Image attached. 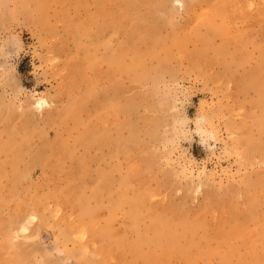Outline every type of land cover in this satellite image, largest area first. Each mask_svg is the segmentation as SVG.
<instances>
[{"label": "rangeland", "instance_id": "rangeland-1", "mask_svg": "<svg viewBox=\"0 0 264 264\" xmlns=\"http://www.w3.org/2000/svg\"><path fill=\"white\" fill-rule=\"evenodd\" d=\"M14 37L22 52L0 59V257L264 264V0H0V49ZM85 125L124 147L79 141ZM153 209L168 247L149 241Z\"/></svg>", "mask_w": 264, "mask_h": 264}, {"label": "bare ground", "instance_id": "bare-ground-1", "mask_svg": "<svg viewBox=\"0 0 264 264\" xmlns=\"http://www.w3.org/2000/svg\"><path fill=\"white\" fill-rule=\"evenodd\" d=\"M118 85L113 84V86L111 87V91L113 92L114 89L117 87ZM94 89V85L92 84L90 86V88L87 90V92H90L91 90ZM111 91H109L108 94V106H110L111 101H112V96H111ZM104 96V95H103ZM70 101V99H69ZM69 103V102H68ZM43 103H40V105H42ZM79 106V104H78ZM40 107H38L39 109ZM125 107L121 106L120 108L118 107V105H115V109L116 110H122ZM37 109V108H36ZM48 118L51 117V113H47ZM57 115V113H56ZM74 113L72 114H68L70 119H73L74 121H77L76 118H74ZM83 130L85 131V134H82L80 136L79 141L81 142H87L88 140H92L95 143H98L100 141H111L113 143H115L119 149L122 150V148L124 147V140L121 139V135L119 134L120 137H116L117 134L115 135V138H109L106 136L105 133H100L101 131H97L95 129V127H91L88 125H85V128H83ZM63 150V149H61ZM58 152V149L57 151ZM129 176V175H127ZM264 178V175H263ZM105 177H103V175L101 176L100 180L93 183V187H92V195L95 196L98 194L99 189H102L105 186L104 183ZM120 184L122 187L127 188L128 184H129V178L125 177L123 179L120 180ZM66 198V199H65ZM64 199L66 201H69V203L78 208L79 209V215L80 217H83L84 215H88L90 214V210H88L89 208H86L85 204V200L79 196V200L76 198V194L75 193H68V196H64ZM126 201L129 202L130 204V216L132 219H136L138 217L139 214V210L141 207H145L144 205V198L140 195V194H136L134 198H126ZM112 207H114L115 205L111 204ZM91 216V215H90ZM90 216L85 218L84 221L85 223H90ZM149 216H150V220H151V230L154 233V237L149 239V241L153 244H157L159 247H168L169 244H171L172 240H168L166 238H164V229L167 227L168 221L165 218V216L160 215L159 212L150 210L149 211ZM188 226L190 227V224H188ZM192 230V229H191ZM167 234H169V231H167ZM82 238V237H81ZM80 239V237H79ZM176 246V242L173 241V247ZM12 253H7L8 257L3 256L4 258L0 257V264H28L31 261V257H24L23 255L20 254V252H16L13 255H11Z\"/></svg>", "mask_w": 264, "mask_h": 264}, {"label": "clouds", "instance_id": "clouds-1", "mask_svg": "<svg viewBox=\"0 0 264 264\" xmlns=\"http://www.w3.org/2000/svg\"><path fill=\"white\" fill-rule=\"evenodd\" d=\"M16 39H18V37L13 38V49H14V51H12L11 53H8L7 50L0 49V59L14 58V57H18L20 55V53L22 52V49H23V44L21 41L20 48H15L14 42Z\"/></svg>", "mask_w": 264, "mask_h": 264}]
</instances>
